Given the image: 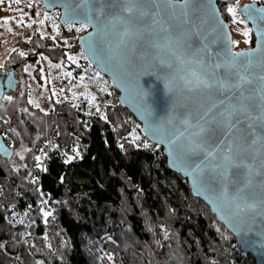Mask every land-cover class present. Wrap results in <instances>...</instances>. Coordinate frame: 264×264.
<instances>
[{
  "label": "trees",
  "instance_id": "obj_1",
  "mask_svg": "<svg viewBox=\"0 0 264 264\" xmlns=\"http://www.w3.org/2000/svg\"><path fill=\"white\" fill-rule=\"evenodd\" d=\"M32 45L13 52L0 76L17 78L29 64L38 77L39 56L67 85L82 68L98 73L77 43L60 46L36 31ZM99 76L107 84L99 103L59 97L42 111L26 90L0 99V135L12 149L0 156V264H255Z\"/></svg>",
  "mask_w": 264,
  "mask_h": 264
},
{
  "label": "water",
  "instance_id": "obj_2",
  "mask_svg": "<svg viewBox=\"0 0 264 264\" xmlns=\"http://www.w3.org/2000/svg\"><path fill=\"white\" fill-rule=\"evenodd\" d=\"M219 1L38 0L58 11L59 24H88L77 46L119 105L241 250L264 264V13L256 11L264 4L237 7L255 44L235 51ZM17 84L0 76V99ZM11 155L0 135V156Z\"/></svg>",
  "mask_w": 264,
  "mask_h": 264
},
{
  "label": "rangeland",
  "instance_id": "obj_3",
  "mask_svg": "<svg viewBox=\"0 0 264 264\" xmlns=\"http://www.w3.org/2000/svg\"><path fill=\"white\" fill-rule=\"evenodd\" d=\"M243 1L238 0V4ZM21 16H23L22 24L17 23ZM6 18L8 22L4 23ZM58 18L59 13L57 10L53 13L47 12L39 2H37L34 10L31 0H19L18 3H16V0H0V75L6 72L3 68L8 67L6 60L13 52L24 53L33 46L32 38L36 31L50 36L60 46L75 45L81 29L78 27L71 29L74 42H61L57 38ZM240 32V43H244L246 37L243 35V30ZM39 59L41 61L39 76L33 74L31 65L25 64L17 77L19 80L17 91L7 94L8 97L18 100L26 90L29 101L42 111H48L59 97L88 102V98L94 96L95 101L93 103L103 101L102 94L107 92V84L89 67L82 68L77 83L67 85L62 82V79L66 78L64 71L49 63L45 58L39 56ZM69 76H72V74Z\"/></svg>",
  "mask_w": 264,
  "mask_h": 264
},
{
  "label": "flooded vegetation",
  "instance_id": "obj_4",
  "mask_svg": "<svg viewBox=\"0 0 264 264\" xmlns=\"http://www.w3.org/2000/svg\"><path fill=\"white\" fill-rule=\"evenodd\" d=\"M249 1H251V0H247V1L244 0L241 4H238V1H237L235 4H233V6H235L237 8L239 5H243L244 3L249 2ZM255 1L257 2V0H255ZM228 3H231V0H227V2L219 1L218 7H219V10L222 14L223 19L228 24V27H229V30L231 33V37H232V41L237 42V43H232L233 50L238 51V50L249 49V48L254 47L255 36H254L252 30L249 34V37L246 38V40H248V42L245 41L244 43H240L241 42V32L240 31L244 30L245 28L251 29V25H250V23H248L246 21V16H243V14L239 13L238 10H237V17H236L237 22L233 23L232 17L230 16V14H228L226 12V8L228 6ZM258 4H264V3H258ZM224 12H226V13L224 14ZM241 19L245 21L243 24L239 23V20H241Z\"/></svg>",
  "mask_w": 264,
  "mask_h": 264
},
{
  "label": "snow or ice",
  "instance_id": "obj_5",
  "mask_svg": "<svg viewBox=\"0 0 264 264\" xmlns=\"http://www.w3.org/2000/svg\"><path fill=\"white\" fill-rule=\"evenodd\" d=\"M18 2H19V0H16V3H18ZM226 2H227V0H226ZM234 3H236V0H232L231 3H228V6H227V8H226V12H227L228 14H230V16L232 17V21H233V23H236V22H237V19H236V17H237V8H236L235 6H233ZM29 6H31V5H29ZM248 7H249V6H245L246 9H247ZM132 10H133V9H132L131 7L125 9L126 12H132ZM256 11H257V12L264 13V8L257 9ZM7 22H8V21H7V18H6L5 21H4V23H7ZM244 22H245V21L242 20V19L239 20V23H242V24H243ZM17 23H21V24L23 23V16H21V17L17 20ZM41 23H43V21H41ZM29 26H30V25H29ZM69 27L71 28L72 25H69ZM80 27H81V29L86 28V27H88V24H87V23H82V24L80 25ZM225 27H226V25H225ZM250 32H251V29H249V28H245V29L243 30V35H244V37L248 38ZM246 42H248V40H246ZM232 43H237V42H236V41H232ZM20 55L23 56V55H25V53L21 52ZM235 55L239 56V55H242V53H235ZM68 59H69V60H74V57L69 56ZM218 67H219V66H218ZM68 75H71V74L69 73ZM96 75L98 76L99 73H97ZM81 79H83V77H81ZM241 79H243V77H242ZM208 87H211V84H208ZM7 99H8V100H11L12 97H7ZM94 101H95V97H94V96L88 98V102H89L90 104L93 103ZM97 110H98V109H97ZM242 110H243V109H242ZM104 118L106 119V117H104ZM253 119H260V117H253ZM130 135L132 136V140H131L132 143H135L137 140H139V136L135 135L134 132L131 133ZM253 143H255V141H253ZM121 147H122V146H121ZM143 147L147 148V147H149V145H148L147 143H144V144H143ZM68 159L71 160L72 157H69ZM36 160L39 161V160H40V157H36ZM65 162L67 163L68 161L66 160ZM38 166H39V165H38ZM44 170H46V169H44ZM42 203H46V202H42ZM51 215H52V213H51L50 211H45V212H44V216H45V217H48V216H51Z\"/></svg>",
  "mask_w": 264,
  "mask_h": 264
},
{
  "label": "built area",
  "instance_id": "obj_6",
  "mask_svg": "<svg viewBox=\"0 0 264 264\" xmlns=\"http://www.w3.org/2000/svg\"><path fill=\"white\" fill-rule=\"evenodd\" d=\"M31 2L35 10L38 0H31ZM57 38L61 42H68V43H71V41L74 42L73 31H71V29L66 25H62V24L57 25Z\"/></svg>",
  "mask_w": 264,
  "mask_h": 264
}]
</instances>
